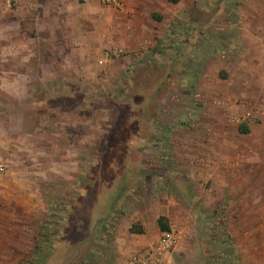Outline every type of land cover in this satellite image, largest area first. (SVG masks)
Instances as JSON below:
<instances>
[{"label": "rangeland", "instance_id": "1", "mask_svg": "<svg viewBox=\"0 0 264 264\" xmlns=\"http://www.w3.org/2000/svg\"><path fill=\"white\" fill-rule=\"evenodd\" d=\"M190 1L141 0L150 20L139 25L132 23L133 9L126 17L109 8L112 49L96 50V60L63 62L69 72L60 95L63 125L49 129L44 145L14 142L20 149H63V155L46 159L42 192L53 208L49 219L36 223L37 229L56 227L60 245L30 254L22 248L27 238L19 237L15 252H0V264H104L108 251L98 243L113 246L109 224L152 208V197L164 200L158 193L169 183L166 191L173 199L177 193L190 209L181 225L188 235L180 249L162 254L159 264H264V125L249 134L238 131L233 110L245 99L235 95L230 74L217 76L219 54L209 59L207 75L199 74L206 47L236 40L230 30L220 40L216 27L239 20L242 0ZM156 2L159 7H144ZM193 22L214 28L190 33ZM78 31L82 35V28ZM64 39L70 52L71 39ZM258 63L264 66L263 59ZM254 89L251 107L262 108L264 81ZM51 96L49 105L55 104ZM177 169L186 172L174 173ZM36 196L43 198L40 190ZM16 224L27 225L23 218Z\"/></svg>", "mask_w": 264, "mask_h": 264}, {"label": "crops", "instance_id": "2", "mask_svg": "<svg viewBox=\"0 0 264 264\" xmlns=\"http://www.w3.org/2000/svg\"><path fill=\"white\" fill-rule=\"evenodd\" d=\"M140 1L127 0V7L134 11L131 17L132 23L137 25L145 15ZM173 1L178 2V0ZM190 3L194 4L192 0ZM158 4L156 2L152 6L144 7L154 9V6L159 7ZM108 9L109 7L103 6L100 0H0V252L2 253L15 252L12 247L16 248V238L23 236L27 238V244L24 241L22 248L30 254L37 249H41L42 254L49 247L55 248L60 245L61 240L57 239L61 234L56 227L49 229L44 225L37 229L36 223L39 222L41 225L49 219L47 214L49 209L53 208L51 199L47 200L42 192L46 187L49 171L46 159L53 154L63 155V149L59 151L44 147L20 149L15 147L14 142L29 140L39 141L44 145L42 142L48 141L51 135L49 129L53 126L57 129L58 124L63 125L64 104L60 95L65 91L64 75L69 73L65 72L63 62L96 60V50L102 53L103 50L108 52L112 49L110 28L112 21L110 22ZM239 12L238 21L220 22L216 27L221 29L220 40L226 38L224 30H230L236 40L232 41L233 43H222L214 49H208L205 45L207 51L204 56V68L199 74L207 75L209 59L215 57V53L219 54L217 76L224 77L230 74L232 85L236 87L235 95L245 99L241 106L234 107L233 116L241 119L242 123L237 124L238 127L246 125L251 132L258 126L264 125V106L251 107L254 88L264 81V66L258 65L259 59L264 60V0H242ZM80 28L83 30L82 35L78 31ZM189 28L191 33L194 29L211 30L214 25L198 22ZM190 33H186L187 36ZM65 36L71 39L70 52H65V46L69 45L64 39ZM184 43L188 44V39H185ZM245 88L248 89L247 93ZM49 94L54 97L55 104L49 105ZM58 99H60L59 104ZM32 145L35 146V143ZM176 172L185 174L186 170L177 169L174 173ZM173 178L177 179L176 176ZM182 181H185V176ZM163 187L158 197L164 200L159 201L152 197V208L146 207V210L139 212L140 214L135 213L109 224L114 229L110 239L113 246L106 247L105 244L98 243L103 249L113 252L111 254L104 252L107 255L104 264H125L126 259L131 255L155 246L163 235L158 224L160 217L167 219L170 231L176 235L177 245L174 250L183 246L188 232L181 228V225L189 217L190 209L180 203L177 193L176 199H173L174 194L166 191L172 188L171 183L164 184ZM38 190L43 198L36 196ZM19 206H23L22 217L18 216ZM20 218H23L27 225L17 228L16 221ZM90 221L94 224L96 218L92 217ZM17 229L20 233H17ZM36 229L37 233L34 231ZM93 231L91 230L88 236L93 237ZM80 235L81 232L77 229L75 236ZM42 236L50 238L39 241ZM81 237L83 239L84 236ZM99 237L105 242L104 231H101ZM91 242L92 238L81 241L77 244L76 251H82L83 243L90 245ZM164 255L169 257V253ZM160 256L158 255L157 259ZM93 262L96 260L94 259Z\"/></svg>", "mask_w": 264, "mask_h": 264}, {"label": "built area", "instance_id": "3", "mask_svg": "<svg viewBox=\"0 0 264 264\" xmlns=\"http://www.w3.org/2000/svg\"><path fill=\"white\" fill-rule=\"evenodd\" d=\"M101 4L105 7L115 8L122 14L130 15L131 10L127 7V0H100ZM108 58V57H107ZM232 120L237 123H242L240 118L233 117ZM177 245V239L174 232L169 231L163 233L159 242L152 247L131 255L125 262V264H159L157 259L158 255H164L170 253L175 249Z\"/></svg>", "mask_w": 264, "mask_h": 264}, {"label": "trees", "instance_id": "4", "mask_svg": "<svg viewBox=\"0 0 264 264\" xmlns=\"http://www.w3.org/2000/svg\"><path fill=\"white\" fill-rule=\"evenodd\" d=\"M238 130L241 134H249L250 132V129L246 125L240 126ZM158 224L161 232L165 233L170 231L169 223L165 217H160Z\"/></svg>", "mask_w": 264, "mask_h": 264}]
</instances>
